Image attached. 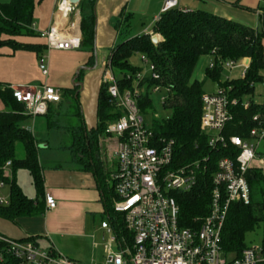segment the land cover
I'll return each instance as SVG.
<instances>
[{
  "label": "trees",
  "instance_id": "trees-1",
  "mask_svg": "<svg viewBox=\"0 0 264 264\" xmlns=\"http://www.w3.org/2000/svg\"><path fill=\"white\" fill-rule=\"evenodd\" d=\"M95 3L96 0H82L78 5L82 13L80 48L94 49ZM35 6L36 0L0 2V49L10 47L14 51L31 50L40 53L47 47V44L23 43L16 39L18 36H40L33 27ZM87 8L92 9L88 15L84 13ZM131 17L128 14L118 20L116 28L119 29L120 39L111 49L107 63H110L122 88L132 87L133 78L140 70L131 62L135 54L146 55L155 65L159 79L149 78L141 83L139 106L143 114L154 109L151 97L154 85L160 84L169 88L164 105L171 109V115L163 120H155L153 129L158 135L175 140V166L200 162L196 185L189 191L173 192L179 205V225L198 228L209 212L214 187L213 175L218 169L219 160L223 157L235 159L240 150L232 144L216 148L209 145V134L201 126L202 95L206 93L204 80L195 77V70L203 56H211L216 51L211 57L215 67L210 68L207 65L205 78L214 80L218 87H231L230 98L238 99L237 104L231 105L232 119L226 124L223 134L250 139L253 127H264V101L257 102L253 98L256 84L264 82V25L253 28L207 10H183L176 6L164 11L161 19L153 26L154 31L162 35V40L155 43L147 32L131 34ZM261 20L263 22L264 18ZM242 58L250 59L245 76L223 80L222 62L227 59L239 61ZM90 59L94 64L93 55ZM79 77L80 73L77 78ZM79 87H75L74 94H79ZM246 99L250 100L248 107L244 106ZM0 100L5 105V109L0 110V180L10 185V204H0V218L17 222L23 216L45 213L43 167L37 140L32 132L25 129L24 122L30 118L25 114V105L16 99L11 86L1 82ZM120 115L112 104L107 86L102 83L98 98L97 126L90 130H87L85 124L77 127L73 150L78 156L82 155V159H93L92 165L99 178L106 213L113 223L116 237L121 243L125 238L131 246L133 236L125 226L124 215L114 210V201L119 199V195L114 185L106 182L101 165L95 159L97 138L106 134L108 126ZM256 116L257 120L254 119ZM48 124L49 127L58 126L52 119H49ZM18 143L23 145V157L17 156ZM260 146H263L260 151L264 153V141ZM8 160H12L11 177H5L2 169ZM86 162L85 167H90V159ZM20 168L30 172L37 191L36 198L29 197L18 184L15 171ZM247 179L251 188V201L249 204L233 202L222 230L223 251L233 259L242 256L244 249L250 245L247 235L261 224L264 243V173L259 168L251 167ZM18 240H32V237ZM4 264L18 263L6 255Z\"/></svg>",
  "mask_w": 264,
  "mask_h": 264
},
{
  "label": "built area",
  "instance_id": "built-area-1",
  "mask_svg": "<svg viewBox=\"0 0 264 264\" xmlns=\"http://www.w3.org/2000/svg\"><path fill=\"white\" fill-rule=\"evenodd\" d=\"M178 1L165 0L153 25L161 19L164 11L178 6ZM76 7L69 0L58 2V17L49 29L39 32L47 40L48 51L80 48V26L76 21H67ZM147 33L151 38L158 35L153 28ZM141 59L149 66L150 75L139 70L133 78L132 87H121L110 63H107L102 76L112 104L121 113L106 131L107 136L114 135L118 140L114 150L117 169L112 174V184L119 199L114 201V210L124 215L125 226L133 236L131 246L122 240L123 244L119 242L121 251L114 252L111 243L116 242L117 237L109 222L104 221L102 227L111 234L106 245L105 264H264L263 242L249 245L241 257L234 259L225 255L221 245L222 230L231 204H249L251 201L247 173L264 141V127H253L250 139L224 135L223 130L232 119L231 105L237 104L238 99L230 98L231 87H217L214 92L202 95L201 126L209 134V145L216 148L232 144L240 151L235 159L223 157L219 160L218 169L213 175L209 212L202 219L200 227H181L179 205L173 192L189 191L196 185L200 162L175 166V140L158 135L146 121L139 106L141 83L149 78L158 80L160 76L146 55H141ZM240 60L242 62L238 65L237 60L227 59L222 66L230 71L242 67L244 77L250 61H247L248 58ZM38 65L42 75L48 77L50 66L47 54L39 56ZM208 66L214 68V61L210 60ZM11 88L16 99L25 105V114L32 119L46 115L50 104L62 99L61 89L47 83ZM163 88L166 90L162 98L164 103L169 88L156 84L152 90L158 92ZM244 106H250V100H244ZM254 119L257 120V116ZM25 129L33 133L32 126L25 125ZM11 166L12 160L2 166L5 177L12 176ZM5 186L6 182L0 180V189ZM45 200L47 209L57 206V200L51 193L46 192ZM0 204H10V198L0 195ZM6 255L14 258L18 264H82L54 247L43 248L33 240H18L0 234V264L5 263Z\"/></svg>",
  "mask_w": 264,
  "mask_h": 264
},
{
  "label": "crops",
  "instance_id": "crops-1",
  "mask_svg": "<svg viewBox=\"0 0 264 264\" xmlns=\"http://www.w3.org/2000/svg\"><path fill=\"white\" fill-rule=\"evenodd\" d=\"M6 1L9 0H0V2ZM59 1L36 0L33 24L37 34L49 29L58 17ZM164 2L165 0H96L94 49L48 51L45 46L40 53L31 50L14 51L10 47L0 49L1 83L11 87L38 86L47 83L62 91L61 101L50 104L48 114L35 117L31 125L24 122V125L32 126L35 131L33 134L39 145L38 153L43 167L45 193L49 192L55 196L57 206L54 209H47L46 206L44 214L23 216L17 222L0 218V234L14 239L30 236L39 246L54 247L79 262L81 260L89 262L91 255L95 264L102 261L100 255L105 256L106 245L109 244L111 237L108 229L102 227V223L109 222L114 232L113 223L106 213L99 178L92 165L93 159L91 157L82 159V155L78 156L73 150L75 131L82 124H85L87 130L97 126L102 76L111 49L120 39L119 29L116 28L120 17L131 14L130 21L136 29L142 31L140 33L150 31L154 26V18L162 11ZM178 7L183 10H207L253 28H261L264 25V21L261 20L264 18V0H179ZM91 11V8H87L84 13L88 15ZM81 19L82 13L77 5L67 21H76L80 26ZM16 39L23 43L43 45L47 41L41 35L18 36ZM40 54L48 55L50 66L48 77H44L40 72L38 65ZM92 55L95 59L94 64L90 59ZM203 58L206 60L201 61L199 67L201 71L196 77L200 80L205 78V72L203 73L202 70L204 67L206 69L211 56H203L201 59ZM79 73L80 77L77 78ZM76 86H80L78 95L73 93ZM65 90L68 91L64 92ZM64 105L71 111L63 114ZM4 108L5 105L0 100V110ZM64 115H66L65 120L62 119ZM49 119L55 120L58 126L49 127ZM38 124H43L50 130L57 129L64 132V138L61 140L56 136L52 137L49 133L47 135L45 129L38 135L36 131ZM117 141L116 136L103 134L95 142V159L100 163L109 185L112 184V174L117 169L114 154ZM57 151L63 154L55 157ZM88 159L91 165L86 168ZM252 168H259L264 173V153L260 149L252 162ZM15 176L25 192L20 174L15 173ZM122 240L128 242L125 238ZM116 242L119 244L120 240L117 239ZM116 242H112L111 246Z\"/></svg>",
  "mask_w": 264,
  "mask_h": 264
},
{
  "label": "rangeland",
  "instance_id": "rangeland-1",
  "mask_svg": "<svg viewBox=\"0 0 264 264\" xmlns=\"http://www.w3.org/2000/svg\"><path fill=\"white\" fill-rule=\"evenodd\" d=\"M135 27L136 26L133 25V28L131 30V34L136 35V34H139L140 32H142L141 30H138ZM157 34H158L157 36H158V42H159L160 40H162V35L159 32H157ZM155 43H157V42H155ZM204 58L199 61L198 65L196 67L197 71L195 70V77H197L199 72L201 71V70H199V67L201 66V61L206 60ZM131 62L134 65L138 66L140 68V71L143 74L150 75V68H149V66L144 64V62L142 61L141 54H139V53L135 54L131 58ZM241 62H242V60H239L237 64L239 65V64H241ZM202 72L203 73L205 72V67H204V70H202ZM242 75H243V68L239 67V66L232 71H230L226 68H223V70H222V79L223 80L239 78V77H242ZM203 77H204V75H203ZM202 80H204V91L206 93H212L217 89L218 84L214 80H212L210 78H203ZM165 94H166V90L164 88L158 92H155L152 90L151 97L153 100L154 109L150 110L149 113L144 114L146 121L152 127L154 125L155 120H163V119H166L167 117H169L171 115V109L167 108L164 105L163 100H162V98H163V96H165ZM253 98L257 102H263L264 101V82H259L256 84L255 94H254ZM68 111H71V110L68 109L66 105H64L62 108L63 114L67 113ZM64 117H66V115H64L62 117L63 120H65ZM26 122L30 123V125H31L33 123L32 118H28L26 120ZM44 125H45V123H44ZM43 129H45V131L47 132V135L49 133L52 137L56 136L57 139H61V140L64 138V132L59 131L57 129L56 130L55 129L50 130V129H48L47 126H43V124H38L36 127V131H37L38 135H39L40 131H42ZM33 133L35 134L34 130H33ZM262 149H263V146H260V150H262ZM58 152H60V151H57V153H55L56 154L55 157H58L59 155L63 154V153H58ZM24 154L25 153H24L23 145L21 143H18L17 144V156L23 157ZM15 172H16V175L18 173L20 174L21 184H22L25 192L30 197H36L37 192H36V190H35L36 188L34 187V184L32 182V176H31L30 172L27 169H22V168L17 169V171H15ZM12 173H13V170H12ZM0 195H4V196H7L10 198V185L9 184L6 185L5 187H3L2 189H0ZM262 239H263L262 224L259 225V227H257L255 231L250 232L247 235V242L250 245L260 244L262 242ZM112 249L114 252H120L121 251V248L117 242L112 244ZM90 257H91L90 258L91 260L89 262L81 260L80 263H82V264H95L93 262V256L91 255ZM100 257H101L102 261H100V263H98V264H104V257H105L104 254H101Z\"/></svg>",
  "mask_w": 264,
  "mask_h": 264
},
{
  "label": "water",
  "instance_id": "water-1",
  "mask_svg": "<svg viewBox=\"0 0 264 264\" xmlns=\"http://www.w3.org/2000/svg\"><path fill=\"white\" fill-rule=\"evenodd\" d=\"M69 1H70L71 4L79 5L80 2H81L82 0H69ZM152 40H153L154 42H158V37H157V35L153 36ZM247 61H250V59H248ZM79 83H80V85H81V82H79Z\"/></svg>",
  "mask_w": 264,
  "mask_h": 264
}]
</instances>
